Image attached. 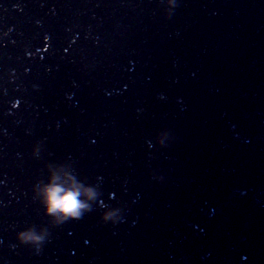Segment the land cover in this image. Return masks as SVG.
I'll return each mask as SVG.
<instances>
[{
    "label": "water",
    "instance_id": "95a60500",
    "mask_svg": "<svg viewBox=\"0 0 264 264\" xmlns=\"http://www.w3.org/2000/svg\"><path fill=\"white\" fill-rule=\"evenodd\" d=\"M0 264H264V0H0Z\"/></svg>",
    "mask_w": 264,
    "mask_h": 264
},
{
    "label": "clouds",
    "instance_id": "9594fccd",
    "mask_svg": "<svg viewBox=\"0 0 264 264\" xmlns=\"http://www.w3.org/2000/svg\"><path fill=\"white\" fill-rule=\"evenodd\" d=\"M65 176L67 177V184L61 181V177L58 174L53 173L51 182L39 190L46 205V211L56 217L57 221H63L69 217H80L83 210L90 208L88 201L96 196L94 188L83 186L67 172H65ZM81 196L87 199H79ZM114 215V212H108L105 219H110ZM20 238L23 241L39 242L44 237L29 231L21 233Z\"/></svg>",
    "mask_w": 264,
    "mask_h": 264
}]
</instances>
